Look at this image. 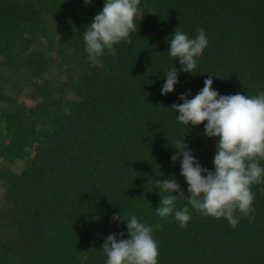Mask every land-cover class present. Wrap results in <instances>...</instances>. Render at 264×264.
<instances>
[{
    "label": "trees",
    "instance_id": "trees-1",
    "mask_svg": "<svg viewBox=\"0 0 264 264\" xmlns=\"http://www.w3.org/2000/svg\"><path fill=\"white\" fill-rule=\"evenodd\" d=\"M102 7L103 0H0V164L26 162L19 174L0 167V264H105L106 237L127 238L126 225L112 221L122 209L153 226L158 264H264V180L252 184L254 211L236 227L189 206L181 228L153 210L156 179L175 174L188 195L182 157L171 160L177 141L185 137L213 169L215 139L203 123L175 118L180 94L190 99L211 73L220 94L264 88V0H139L128 42L96 63L82 35ZM179 26L190 36L203 27L208 45L194 74L180 72L161 95L163 73L180 68L166 52ZM26 88L31 107L18 102Z\"/></svg>",
    "mask_w": 264,
    "mask_h": 264
},
{
    "label": "clouds",
    "instance_id": "clouds-1",
    "mask_svg": "<svg viewBox=\"0 0 264 264\" xmlns=\"http://www.w3.org/2000/svg\"><path fill=\"white\" fill-rule=\"evenodd\" d=\"M88 5L92 0H83ZM139 0H103V7L93 17L83 32L85 52L92 62H99L105 53L116 55L114 45L128 42L130 33L136 30L135 19ZM168 56L180 64H173L164 74L160 94L167 95L179 82L180 72L193 73L199 58L208 45L203 27L190 36L180 26L166 38ZM211 73L203 87L190 99L180 94L182 103H174L176 120L187 127L203 123L204 135L215 139L213 169L203 167L192 154L185 137L177 141V152L172 161L180 159V175L187 183L185 196L175 174L163 180L156 179L161 200L153 209L161 218L172 217L183 228L191 219L189 206L199 214L214 218H225L230 226L236 227L242 216L254 211L255 194L252 184L264 180V88L256 94H220L213 88ZM190 89L188 93H190ZM161 193H164L161 195ZM178 194V195H177ZM183 197L187 203L177 207ZM112 221L126 225L127 238L117 239L109 234L102 244L107 259L105 264H158V242L153 226L141 221L128 209L114 213ZM123 236V233H121Z\"/></svg>",
    "mask_w": 264,
    "mask_h": 264
},
{
    "label": "rangeland",
    "instance_id": "rangeland-1",
    "mask_svg": "<svg viewBox=\"0 0 264 264\" xmlns=\"http://www.w3.org/2000/svg\"><path fill=\"white\" fill-rule=\"evenodd\" d=\"M137 14L140 15V11H138ZM42 43H43V45H45L46 41L43 39ZM55 74H56V71L53 70L51 76L55 77L56 76ZM18 102L23 103V104L27 105L28 107L35 105V101H33L31 96H30L29 88H26L24 90V92L18 97ZM2 127H3V125H2ZM25 165H26V162H23V161L17 162L16 164H13V165L7 163L6 161H3V162H1L0 167L10 169L14 173L19 174L24 169ZM5 190H6V188L0 183V210H3L6 206V202L4 200Z\"/></svg>",
    "mask_w": 264,
    "mask_h": 264
}]
</instances>
